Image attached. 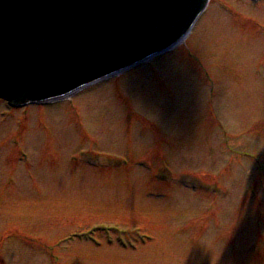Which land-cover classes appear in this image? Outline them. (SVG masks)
Returning a JSON list of instances; mask_svg holds the SVG:
<instances>
[{
  "label": "rangeland",
  "instance_id": "rangeland-1",
  "mask_svg": "<svg viewBox=\"0 0 264 264\" xmlns=\"http://www.w3.org/2000/svg\"><path fill=\"white\" fill-rule=\"evenodd\" d=\"M0 264H264V0H211L70 98L0 101Z\"/></svg>",
  "mask_w": 264,
  "mask_h": 264
},
{
  "label": "water",
  "instance_id": "water-1",
  "mask_svg": "<svg viewBox=\"0 0 264 264\" xmlns=\"http://www.w3.org/2000/svg\"><path fill=\"white\" fill-rule=\"evenodd\" d=\"M209 0H0V99L69 97L174 47Z\"/></svg>",
  "mask_w": 264,
  "mask_h": 264
},
{
  "label": "bare ground",
  "instance_id": "bare-ground-1",
  "mask_svg": "<svg viewBox=\"0 0 264 264\" xmlns=\"http://www.w3.org/2000/svg\"><path fill=\"white\" fill-rule=\"evenodd\" d=\"M255 1H257V0H255ZM204 12V11H203ZM203 12H202V14H203ZM117 75H119V73H117V74H115V73H112V76H117ZM99 83V81L97 80L96 82H92L88 87H85V88H82V89H79L77 92H75L74 94H72V95H70V96H73V95H76V94H78V93H81V92H83L84 90H86L87 88H90V87H93V86H95V85H97ZM3 101H5L6 102V100L5 99H3ZM8 104H10L9 102H7ZM12 108H18L17 106H11ZM199 193V192H198ZM195 207H201L200 206V204L198 203V202H196L195 203Z\"/></svg>",
  "mask_w": 264,
  "mask_h": 264
}]
</instances>
